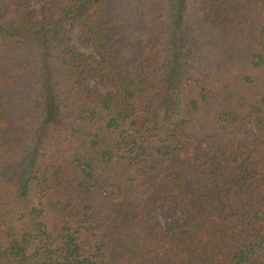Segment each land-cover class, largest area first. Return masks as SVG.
I'll return each instance as SVG.
<instances>
[{
    "label": "trees",
    "instance_id": "1",
    "mask_svg": "<svg viewBox=\"0 0 264 264\" xmlns=\"http://www.w3.org/2000/svg\"><path fill=\"white\" fill-rule=\"evenodd\" d=\"M0 264H264V0H0Z\"/></svg>",
    "mask_w": 264,
    "mask_h": 264
},
{
    "label": "rangeland",
    "instance_id": "2",
    "mask_svg": "<svg viewBox=\"0 0 264 264\" xmlns=\"http://www.w3.org/2000/svg\"><path fill=\"white\" fill-rule=\"evenodd\" d=\"M33 7L35 8V10L37 11V16L38 18L40 19V6L38 3H33ZM55 18L58 16V13H55L53 15ZM63 28L66 30V32L68 33V35L70 36L71 38V44L74 48L80 50V51H83L85 53H88V54H94L96 55V48L93 44L91 43H85L83 41V38L82 36L80 35V32L78 30V28L72 24L71 22H64L62 24ZM90 86L92 89H97L101 92H105L107 91L109 88L104 86V85H101L100 83H98L97 81L95 80H91L90 81Z\"/></svg>",
    "mask_w": 264,
    "mask_h": 264
}]
</instances>
